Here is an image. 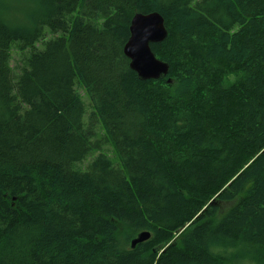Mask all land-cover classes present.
Returning a JSON list of instances; mask_svg holds the SVG:
<instances>
[{
	"label": "trees",
	"instance_id": "obj_1",
	"mask_svg": "<svg viewBox=\"0 0 264 264\" xmlns=\"http://www.w3.org/2000/svg\"><path fill=\"white\" fill-rule=\"evenodd\" d=\"M0 264H264V0H0Z\"/></svg>",
	"mask_w": 264,
	"mask_h": 264
},
{
	"label": "water",
	"instance_id": "obj_2",
	"mask_svg": "<svg viewBox=\"0 0 264 264\" xmlns=\"http://www.w3.org/2000/svg\"><path fill=\"white\" fill-rule=\"evenodd\" d=\"M167 30L162 16L156 12L136 14L130 23L129 39L123 53L129 60V68L140 81L160 80L166 78L169 67L156 59L150 45L162 43L167 37ZM170 83V80H166ZM150 238L148 232H140L132 241L131 248L146 242Z\"/></svg>",
	"mask_w": 264,
	"mask_h": 264
},
{
	"label": "bare ground",
	"instance_id": "obj_3",
	"mask_svg": "<svg viewBox=\"0 0 264 264\" xmlns=\"http://www.w3.org/2000/svg\"><path fill=\"white\" fill-rule=\"evenodd\" d=\"M137 14H138V13H137ZM139 14H141V13H139ZM135 15H136V14H135ZM135 15H134V16H135ZM142 15H144V14H142ZM134 16H133V17H134ZM130 23H131V22H130ZM164 25H165V24H164ZM129 28H130V27H129ZM129 36H130V34H129ZM128 39H129V38H128ZM158 44H159V43H158ZM123 46H125V45H123ZM123 48H124V47H123ZM123 54H124V53H123ZM124 56H125V55H124ZM156 59H157V58H156ZM157 60H158V59H157ZM159 61H160V60H159ZM161 62H162V61H161ZM129 63H130V62H129Z\"/></svg>",
	"mask_w": 264,
	"mask_h": 264
},
{
	"label": "rangeland",
	"instance_id": "obj_4",
	"mask_svg": "<svg viewBox=\"0 0 264 264\" xmlns=\"http://www.w3.org/2000/svg\"><path fill=\"white\" fill-rule=\"evenodd\" d=\"M81 95H82V93H81ZM83 99H85V98L83 97ZM84 102H85V104L87 103L85 100H84Z\"/></svg>",
	"mask_w": 264,
	"mask_h": 264
}]
</instances>
